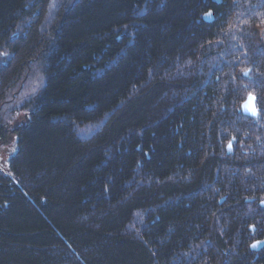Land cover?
Wrapping results in <instances>:
<instances>
[{"label":"trees","instance_id":"1","mask_svg":"<svg viewBox=\"0 0 264 264\" xmlns=\"http://www.w3.org/2000/svg\"><path fill=\"white\" fill-rule=\"evenodd\" d=\"M263 27L264 0H0V115L44 77L0 166V264H264Z\"/></svg>","mask_w":264,"mask_h":264},{"label":"rangeland","instance_id":"2","mask_svg":"<svg viewBox=\"0 0 264 264\" xmlns=\"http://www.w3.org/2000/svg\"><path fill=\"white\" fill-rule=\"evenodd\" d=\"M0 63H3V61L0 60ZM39 83H41V89L42 85L44 84V77L40 63L34 66L25 90L11 105L7 106L0 115V118L4 120V122H8V125L5 127V142L2 148H0V166L15 148V132L13 130L16 126L22 124L23 119L26 117V108H23V106H25L37 93Z\"/></svg>","mask_w":264,"mask_h":264},{"label":"water","instance_id":"3","mask_svg":"<svg viewBox=\"0 0 264 264\" xmlns=\"http://www.w3.org/2000/svg\"><path fill=\"white\" fill-rule=\"evenodd\" d=\"M206 14H208V15H206ZM202 18L204 21L209 23L213 20V15L210 11H208L207 13H205L202 16ZM260 35H261L262 43L264 46V28L261 29ZM248 73H249V71L247 70L245 72V74L247 75ZM240 111L242 112V114H244L246 116L253 117V118L257 117L258 110L256 107V96L254 94L249 93L246 95V97L244 98V100L240 104ZM232 143H233V138L230 139V141L228 142V144L226 146V153L227 154H230L232 152ZM260 205L264 206V200L260 202ZM251 229L253 230V227H251ZM263 245H264V242L262 240H256L250 245V249L252 251L258 252L262 248Z\"/></svg>","mask_w":264,"mask_h":264},{"label":"flooded vegetation","instance_id":"4","mask_svg":"<svg viewBox=\"0 0 264 264\" xmlns=\"http://www.w3.org/2000/svg\"><path fill=\"white\" fill-rule=\"evenodd\" d=\"M253 230H254V229H253ZM256 240H257V239H256ZM256 240H255V241H256ZM260 240H262V241L264 242V239H260ZM263 248H264V245L262 246V248H261L258 252H255V253L263 252ZM262 257H264V253H263Z\"/></svg>","mask_w":264,"mask_h":264},{"label":"bare ground","instance_id":"5","mask_svg":"<svg viewBox=\"0 0 264 264\" xmlns=\"http://www.w3.org/2000/svg\"><path fill=\"white\" fill-rule=\"evenodd\" d=\"M251 227H253V226H251ZM251 250V249H250Z\"/></svg>","mask_w":264,"mask_h":264},{"label":"snow or ice","instance_id":"6","mask_svg":"<svg viewBox=\"0 0 264 264\" xmlns=\"http://www.w3.org/2000/svg\"><path fill=\"white\" fill-rule=\"evenodd\" d=\"M206 15H208V14H206ZM255 246V245H254Z\"/></svg>","mask_w":264,"mask_h":264}]
</instances>
